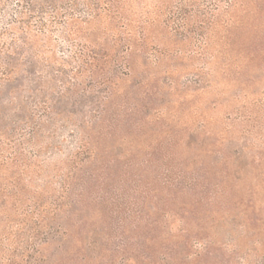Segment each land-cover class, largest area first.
Returning a JSON list of instances; mask_svg holds the SVG:
<instances>
[{"label": "rangeland", "instance_id": "rangeland-1", "mask_svg": "<svg viewBox=\"0 0 264 264\" xmlns=\"http://www.w3.org/2000/svg\"><path fill=\"white\" fill-rule=\"evenodd\" d=\"M128 3L127 18L135 30L152 20L159 2ZM192 3L186 9L198 16L226 4ZM27 4L0 0V264H122L121 248L136 243L127 237L139 226L144 193L173 181L191 182L196 171L204 175L208 191L218 190L220 182L229 191H218V216L202 240L192 244L190 256L197 254L198 260L188 262L264 264V162H256L255 169L251 165L258 154L264 157V72L259 65L253 73L240 71L245 78L261 79L244 87L235 74L223 80L220 59L213 66L214 85L193 92L194 70L205 65L197 54L200 39H176L156 24L145 53H135L132 76H120L115 95L106 99L102 78L119 74V65L111 74L108 68L92 76L81 70L74 53L88 39L104 51H117L114 42L121 40L123 46L130 32L122 23H80L88 14L83 2L76 8L73 2H59V15L47 7L43 16L30 14ZM53 17L56 25L39 30V20L49 24ZM70 18L78 23L76 44L67 37ZM133 36L139 39L138 30ZM22 37L29 38L27 46L21 45ZM167 79L174 83L168 92L183 93L154 96ZM101 108L103 123L95 128L93 118ZM91 127L95 139L80 155V139ZM240 152L243 173L235 171ZM65 184L71 189L64 200ZM81 195L83 206L70 208V217L59 209ZM62 228L73 231L65 244L56 241ZM91 231L94 249L87 245ZM154 258L161 257L155 253Z\"/></svg>", "mask_w": 264, "mask_h": 264}, {"label": "trees", "instance_id": "trees-1", "mask_svg": "<svg viewBox=\"0 0 264 264\" xmlns=\"http://www.w3.org/2000/svg\"><path fill=\"white\" fill-rule=\"evenodd\" d=\"M133 1L145 2V0H17V2H28L27 10L30 14L40 13L42 16L45 14L44 10L47 7L51 15H59L57 13L60 8L59 2H73V5H71L75 8L76 2H83L88 14L84 20L79 21L80 23L88 25L95 22L101 24V26L106 24L111 25V27H116L120 23L124 25V29L130 32L128 39L125 40L123 46H121V40L114 42V45L123 48L122 55L117 53L119 48L117 51H104L97 48L101 44L97 46L95 40L89 39L83 42L84 45L80 46L81 49L77 53H74L76 55L75 61L80 64L81 70H87L92 76L98 75L99 72L102 73L108 68L111 74L115 72L112 67L119 65L121 70L119 74L115 72V76L113 75L111 78L101 77L103 90L108 93L106 99H111L115 95L113 88L116 87V81L120 76H132L135 53H145L149 41L152 40L156 24L161 25L176 39L178 37L183 41L192 40L194 37L200 39L201 45L197 49V54L200 58L205 59V65H203V68L194 70L196 74L194 76V86L192 87L193 92L200 89H209L214 85L213 71L215 67L213 66L220 59L223 62H219L217 65H221L219 72L223 80L235 74L240 77L239 82L244 87H249L253 83V85L258 84L257 81H261V79L251 80L245 78V75L240 74V71L242 70L246 74L253 73L257 68L255 66L257 64L259 65L258 69L264 72V0H151V2L159 3H156L152 20L145 21L135 28V30H138L139 39L133 36L135 30L131 29V21L127 18L128 2ZM167 2H178V5L174 7ZM192 2H225L226 4L223 7L220 4L214 5L211 12L198 16L197 12L193 11L195 13L192 12V14L191 11L186 9L187 6L193 8ZM49 24L51 26H47ZM49 24H46L42 18L38 23L39 30L44 31L56 25L57 20H55V17L49 21ZM67 24L69 31L67 37L73 38V41H76V38L80 39L79 31L76 28L77 20L70 18ZM28 41L30 40L27 37H22L20 40L22 46H27ZM75 41L76 44L77 41ZM243 76L244 79L241 80ZM168 81L169 79L163 80L162 89L157 86L156 90L158 91H155L154 96L163 99L164 97H177L183 93L179 90H174L175 93L173 94L168 92L174 89V83ZM100 111L99 117L93 118V127L95 126V128L103 123L102 118L105 112L102 108ZM238 112L243 118L242 120H245L246 116H242L244 111L239 110ZM93 127L86 130V134L80 139L81 146L79 148L82 149L79 152L80 155L87 153V150L90 151L86 147L92 146V136L95 139L97 133ZM242 153L240 152L236 159L235 171L237 173H243L245 170V167H242V159L245 157ZM258 155L259 157L253 158L254 160L251 163L253 169L259 166L256 165L257 163L264 162V157L261 154ZM80 167L77 170L74 168L75 175L80 174L83 164ZM183 167L187 168L188 166L183 165ZM84 171L86 172V170ZM196 172L197 174L191 178V182L184 181L174 184L173 181V183L165 184V187L163 186L160 190L158 185L157 189L153 188L148 192L146 191V194L144 193L140 203L141 211L138 214L139 226H135L134 231L131 232L133 237H127L132 242L135 240L136 243L123 245L120 251L124 253L121 258L122 264H190L188 259L191 257L192 244L200 241L209 226L213 227L215 217L218 216L216 208L222 204L221 195L227 193V189H224L225 186L222 182L217 186L218 190L208 191L209 185L205 184L204 175L200 171ZM89 176L87 178L93 179V174H89ZM179 178L181 179L180 175ZM200 180L205 185L203 188H199ZM65 185L67 186L64 187V200L69 198L68 194L71 189L70 184ZM218 191H221V195ZM249 193L250 202L248 203L252 204V192ZM187 194H190V196H185ZM81 198L82 195L78 196L77 200L73 201V205L72 203L62 202L59 209L64 210V214L70 217L68 211L70 208L77 204L80 207L83 206ZM229 201L231 203V200ZM241 203L239 202V206ZM233 206L234 204L230 207ZM65 209H67V213ZM61 220L64 222L63 219ZM220 220H225V218L220 216ZM251 221L256 222V220ZM176 222L180 223V226L178 224L174 230L172 225ZM61 227H64L63 224H61ZM90 234L92 236L88 238L90 241L87 245L94 249L96 244L93 235L95 236V233L91 231ZM72 235L73 231L70 228H62L58 232L56 241L59 244L61 242L65 244L67 240H72ZM77 237L79 238V236ZM129 250H132V254L128 253ZM155 253L160 255V260L154 258ZM128 254L131 256H127ZM192 257L194 258L192 261L199 258L197 254ZM109 264H112V262Z\"/></svg>", "mask_w": 264, "mask_h": 264}]
</instances>
